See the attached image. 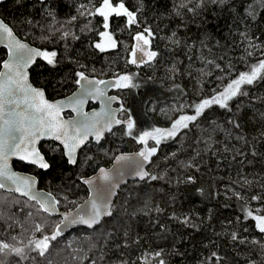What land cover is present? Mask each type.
Wrapping results in <instances>:
<instances>
[{
	"label": "trees",
	"instance_id": "trees-1",
	"mask_svg": "<svg viewBox=\"0 0 264 264\" xmlns=\"http://www.w3.org/2000/svg\"><path fill=\"white\" fill-rule=\"evenodd\" d=\"M101 2L7 0L0 5V17L22 40L57 53L55 66L41 58L32 71L35 84L52 100L77 89V72L101 80L132 75L136 87L116 92L128 110L123 117L136 121L134 136L169 129L179 116L194 115L196 104L264 60V0H227L223 5L211 0H124L136 11L138 23L128 26L125 17L110 18L108 29L117 48L103 52L95 47L105 30L103 18L87 14ZM249 5L255 9L252 16ZM145 27L154 33L151 48L158 56L138 68L129 62L133 37ZM5 53L1 50L0 65ZM241 92L247 95L229 101L231 111L213 104L174 139L162 140L149 168L158 179L123 187L112 216L101 225L58 236L45 257L26 249L28 259L13 255L7 264H158L161 259L165 264H215L207 260L214 251L222 257L220 264H264V233L246 218L248 209L264 215V79L243 85ZM124 131L107 135L100 145H87L74 166L62 147L56 154L45 149L51 167L40 184L62 211L75 209L89 196L83 178L110 166L121 152L142 150L144 145ZM61 220L0 189V240L42 238ZM37 223L43 233L35 232ZM233 232L244 242L233 241ZM71 235L75 238L69 244Z\"/></svg>",
	"mask_w": 264,
	"mask_h": 264
},
{
	"label": "snow or ice",
	"instance_id": "snow-or-ice-1",
	"mask_svg": "<svg viewBox=\"0 0 264 264\" xmlns=\"http://www.w3.org/2000/svg\"><path fill=\"white\" fill-rule=\"evenodd\" d=\"M211 2L223 5L227 3V0H211ZM80 7L85 8V5H81ZM249 9L248 15H254L255 9H252L251 5H249ZM87 14L102 17L104 29L109 28V20L112 17H125L128 26L138 23L136 11L130 10L125 5L124 0H116L115 3L113 0H102L98 7L94 6V11H90ZM81 15H84V13L81 12ZM75 19L76 17H72V20ZM68 35V32L63 33L64 37ZM99 35L103 42L95 44V47L101 52L117 47V42L111 32L103 31ZM172 35L175 36L176 33L173 32ZM153 38L154 33L150 27H145L134 35L135 45L131 51V60L129 61L131 64H149L156 60L158 52L153 51L151 48ZM0 40L7 41L6 47L9 50V59L4 61L2 65L4 71H0V189L9 186L6 182L16 185L15 191L21 192L22 195L35 200L40 205V210L49 214H54L57 211L56 205L59 204V201L52 197L50 193L46 197L39 196L33 191L35 181L31 177H23L13 172L8 163L11 157L16 156L21 161L38 165L41 169H48L50 167L49 163L45 161L44 156L41 155L40 150L36 147L41 137L51 136L59 140L66 150L67 162L75 165L77 164V149L85 145L90 136L99 144L104 139L106 132L112 133L114 126L124 125V135L130 136L141 145H144L142 150L136 155L143 158V161L151 162V158L156 155L158 151L157 146L162 140L174 139L181 129L188 128L189 122H194L203 114L205 109L213 104L231 111L229 101L238 95H247V92H241L243 85H252L257 80L264 79V60H260L258 63L251 65L250 71L240 72L238 77L231 80L223 91L196 104L194 106V115L179 116L169 129L154 128L151 131H143L134 136L133 129L136 127V121L131 115H128L126 119L116 118L117 111L126 112L128 110L124 109L123 105L118 110L111 107V102L117 100V97H106L103 101L105 105L104 109L89 116L82 111L83 99L77 98L75 101H72L69 98L70 103L68 105L65 104L64 100L50 102L45 98V93L42 89L35 88L28 82L26 69L30 63L35 62V57L40 56L49 65L55 66L56 52L30 48L15 37L13 29L3 20H0ZM176 43L178 44L179 41L177 40ZM137 53L141 54L139 60ZM209 63L212 62L209 61ZM216 67L219 68L220 66L216 65ZM75 75L78 77L75 82L80 85L82 95L93 94L86 85L93 87L96 97L105 96V91L99 88L100 84L116 88L136 87L132 82V75H122L114 84L110 85L109 82L105 81L89 80L82 71L77 72ZM81 81L85 83L82 84ZM21 104L24 106L23 109H21ZM66 106H71L73 111H76L83 119L73 121L63 120L61 118V111ZM229 122L234 123L233 121ZM234 126L236 128L240 127L238 123H234ZM238 139H243V137H238ZM149 140L154 141L155 146L148 147ZM252 154L255 155L256 153L253 152ZM87 159L90 160L91 157L89 156ZM115 159L119 164L122 161L131 160L132 157L120 155ZM143 169V162H137L135 174L141 180L145 178L150 180L158 179L157 176L151 175ZM97 179H102L105 184L97 186L95 184ZM83 183L98 188L99 194L95 199L91 200L90 212L82 209L83 214H77L76 217L71 219L68 216H64L62 224L56 225L51 235H43L42 238H29L26 243L23 239L17 241L16 236L11 237V240L16 243L0 240V264H7L6 258L13 255L19 257L21 260L28 259L29 256L26 249L29 252H36L39 257H45L51 247V242L63 234V227H66L67 224H82L92 228L100 224L104 216H112L111 196L114 189L119 186V183L113 179L111 173L101 168L99 170V177L84 179ZM235 195L238 198L240 197V193H235ZM252 199L258 200L260 197L253 196ZM98 200L100 201L99 203L97 202ZM246 218L254 220L255 227L260 233H264V215H254L253 210L248 209L246 210ZM184 222L187 223V220ZM35 232L43 233L44 227L39 223L35 224ZM231 239L233 241L239 240L240 243L244 242L235 232L231 234ZM253 243L259 244L260 242L253 241ZM116 247L119 248L120 245ZM155 255L159 257L160 253L157 252ZM31 259L36 260V257H31ZM207 260L220 264L222 257L214 251ZM48 264H51V261H48ZM119 264H128V262L127 260H121ZM158 264H165V262L161 259L158 261Z\"/></svg>",
	"mask_w": 264,
	"mask_h": 264
},
{
	"label": "water",
	"instance_id": "water-1",
	"mask_svg": "<svg viewBox=\"0 0 264 264\" xmlns=\"http://www.w3.org/2000/svg\"><path fill=\"white\" fill-rule=\"evenodd\" d=\"M7 0H0V5H2V4H4L5 2H6ZM0 20H3L1 17H0ZM4 21V20H3ZM5 22V21H4ZM6 23V22H5ZM7 24V23H6ZM9 26V25H8ZM10 27V26H9ZM13 32H14V35H15V37L18 39V40H20L22 43H25V44H27L30 48H32V49H37V50H40V51H42L41 49H38L37 47H35V46H33V45H31L29 42H27V41H24V40H22L16 33H15V31L13 30ZM6 43H7V41H5V40H0V50H2V49H5L7 52H8V56H7V59L6 60H8L9 59V50H8V48L6 47ZM140 53H137V58H138V60H139V58H140ZM42 57H40V56H37V57H35V62L34 63H30L29 65H28V67H27V69H26V71H27V75H28V82L31 84V81H30V69L37 63V61L39 60V59H41ZM5 60V61H6ZM3 65V64H2ZM131 65H134V66H137L138 68H141L144 64H139V65H137V64H131ZM0 71H4V69H3V66H2V68H1V70ZM88 77V76H87ZM89 78V80H93V81H97V80H99V79H97V78H92V77H88ZM99 81H101V80H99ZM105 82H109V85L110 84H114L115 82H113V81H111V80H107V81H105ZM81 83L82 84H84L85 82L84 81H81ZM32 85V84H31ZM33 86V85H32ZM34 87V86H33ZM86 87L90 90V91H92V95H82V89H81V87H80V85L78 84V88L71 94V95H69V96H67V97H65V98H61V99H59V100H64L65 101V104L66 105H68L69 103H70V100H69V98H71V100L72 101H75L77 98H79V99H83L84 100V103H83V105H82V111L84 112V113H87L89 116H91L93 113H97V112H101L103 109H104V107H105V105H104V103H103V101L106 99V97H111V96H109V92H110V88L112 87V86H106L105 84H100L99 85V88H101V89H103L104 91H105V96H103V97H96V95H95V92H94V89H93V87L91 86V85H86ZM45 93V92H44ZM45 98L47 99V96H46V93H45ZM58 101V100H57ZM51 102V101H50ZM55 102V101H54ZM90 102H94V103H96V104H99L100 106H99V108L98 109H96V110H92V111H87V108H88V105H89V103ZM120 103V99L117 97V100H115V101H113V102H111V107L113 108V109H115V110H118V109H120V107L119 108H116L115 107V105L116 104H119ZM23 104H21V109H23ZM68 111H71V112H73L74 113V116H73V118H69V119H67V118H65L64 117V113L65 112H68ZM120 111H117V113H116V118H118L119 119V116H120ZM61 118L63 119V120H65V121H73V120H82L83 119V117H81V116H79L78 115V113L76 112V111H73V108L71 107V106H66V107H64L63 108V110L61 111ZM121 125H116V126H114L113 127V130L114 129H116V128H118V127H120ZM107 134V132L105 133V135ZM105 137V136H104ZM91 139H94L93 137H89V139H88V141L86 142V144L85 145H83L81 148H79V149H77V152H76V158H77V162H78V157H79V154H80V152H81V150L90 142V140ZM47 140H55V141H57V142H59L60 143V145L62 146V148L64 149V146H63V144L59 141V140H56V139H54L53 137H51V136H43V137H41L40 138V140L37 142V144H36V147L38 148V144H40L42 141H47ZM103 140V139H102ZM101 140V141H102ZM100 141V142H101ZM39 149V148H38ZM65 149H64V153H65ZM138 152H132V153H122V154H119L118 156H120V155H126V156H130V157H132V159L131 160H128V161H122V162H120L119 164L117 163V161H116V159L114 160V162H113V165L110 167V168H103V169H105V170H107V171H109L110 173H111V175L113 176V179L115 180V181H117L118 183H119V186L118 187H116L115 189H114V191H113V194H112V196H111V209L113 208V206H114V203H115V201H116V199H117V197H118V195H119V192L121 191V189L123 188V187H125V186H127L130 182H136V181H140V182H143V181H145V180H147L148 178H145L144 180H141L136 174H135V167H136V164H137V162H143V165H144V171H147V172H149V168H150V162H147V161H143V158H141V157H139V156H137L136 154H137ZM42 155V154H41ZM117 156V157H118ZM65 157L67 158V156H66V154H65ZM45 158V157H44ZM15 161H21V160H19V158L18 157H16V156H13V157H11L10 159H9V165H10V167H11V170L13 171V172H15V173H17L18 175H20V176H23V177H31L34 181H35V184H34V189H33V191L35 192V193H37L39 196H42V197H46L47 196V192H45V191H42V190H39V188H38V186H39V182H38V180H37V178L36 177H34V176H31V175H28V174H23V173H20V172H17V171H15V169H14V162ZM46 161V160H45ZM22 162H26V161H22ZM28 163V162H27ZM70 165H73V164H70ZM76 165V164H75ZM38 166V165H37ZM74 166V165H73ZM39 167V166H38ZM150 173V172H149ZM92 177H99V171L96 173V174H94V175H92V176H90V177H88V178H92ZM88 178H84V179H88ZM83 179V180H84ZM83 180H82V182H83ZM6 183H8V187H5V188H2L4 191H6V192H10V193H13V194H16V195H18V196H21V197H26V198H28V199H30L28 196H25V195H22L21 194V192H17V191H15V187H16V185H13V184H11L10 182H6ZM84 184V183H83ZM95 184L97 185V186H102V185H104L105 184V182L102 180V179H97L96 181H95ZM87 188H88V190H89V196L81 203V204H79L75 209H73V210H71V211H62L60 208H59V206H58V204L56 205V209H57V211L54 213V214H49V213H47V214H49L50 216H52V217H61L62 218V221H63V217L64 216H68L69 217V219H71V218H73V217H76L77 216V214H83V212H82V209H84V210H87V211H91V200L92 199H95L96 197H97V195L99 194L98 193V188L97 187H92V186H89V185H87V184H84ZM52 197H54L53 195H51ZM55 198V197H54ZM56 199V198H55ZM31 201H33V202H36L35 200H32V199H30ZM87 202V203H86ZM98 203L100 202L99 200L97 201ZM37 203V202H36ZM112 214H113V211H112ZM111 216H104L103 218H102V220H101V223L105 220V219H108V218H110ZM62 221H61V223L60 224H62ZM101 223L100 224H97V225H95L94 227H92V228H89V227H87L86 225H82V224H67V226L66 227H63V234L62 235H60V236H65V235H69L72 231H74V230H77V229H81V228H85V229H90V230H92V229H95L96 227H98L99 225H101Z\"/></svg>",
	"mask_w": 264,
	"mask_h": 264
},
{
	"label": "flooded vegetation",
	"instance_id": "flooded-vegetation-1",
	"mask_svg": "<svg viewBox=\"0 0 264 264\" xmlns=\"http://www.w3.org/2000/svg\"><path fill=\"white\" fill-rule=\"evenodd\" d=\"M2 50H5V49H2ZM0 52H1V50H0ZM5 58H4V60L2 61V63H1V65H0V70H1V68H2V64H3V62L7 59V56H8V52L5 50ZM41 59H39L38 61H37V63L30 69V81H31V84L35 87V88H39V89H42L45 93H46V96H47V99L49 100V101H51V102H54V101H57V100H59V99H61V98H58V99H54V100H52L49 96H48V94H47V92H46V90L42 87V86H40V85H36L35 84V82H34V80H33V77H32V71L34 70V68L37 66V64H38V62L40 61ZM88 77H91V76H88ZM92 78H94V77H92ZM98 79V78H97ZM99 80H101V79H99ZM107 80H111V81H113V82H116V80H117V78H110V79H105V80H101V81H107ZM113 84V83H112ZM78 88V87H77ZM117 89H119V88H116V87H111L110 88V92H109V96H115V97H118L119 99H120V103L119 104H116L115 105V107L116 108H119V107H121V105H123V103H122V98H121V96H120V94H118L116 91H117ZM74 92V91H73ZM72 92V93H73ZM71 93V94H72ZM71 94H69V95H71ZM69 95H67V96H69ZM67 96H65V97H67ZM65 97H63V98H65ZM99 104H96V103H94V102H90L89 103V105H88V108H87V111L89 112V111H92V110H96V109H98L99 108ZM124 107V106H123ZM73 116H74V113L73 112H71V111H68V112H65L64 113V117L65 118H67V119H69V118H73ZM119 119H125L124 117H123V112H121L120 113V116H119ZM123 128H125V126L124 125H121L120 127H118V128H116V129H114L113 131H112V133H115V132H119L121 129H123ZM109 134H111V133H107L106 135H105V137H104V139L99 143V144H97L96 142H95V140L94 139H91L90 140V142L87 144V145H90L91 143H93V144H95V145H100V144H102V142L105 140V138L107 137V135H109ZM86 145V146H87ZM85 146V147H86ZM58 147H62L61 145H60V143L59 142H57V141H55V140H47V141H42L40 144H38V148H39V150H40V153L45 157V160H46V162L47 163H49V165H50V160H49V158H48V155L49 154H46L45 153V149L46 150H48V151H50L51 152V154H56L57 152H58ZM84 147V148H85ZM83 148V149H84ZM63 149V148H62ZM82 149V150H83ZM81 150V151H82ZM63 151H64V149H63ZM133 152H139V151H133ZM122 153H132L131 151L130 152H121V153H119V154H122ZM65 154V153H64ZM118 154V155H119ZM80 155V154H79ZM117 155V156H118ZM116 156V157H117ZM115 157V158H116ZM115 158L113 159V161H112V163H111V165L110 166H108V167H102V168H110L112 165H113V162H114V160H115ZM50 167H51V165H50ZM50 167L48 168V169H41L40 167H38L37 165H34V164H30V163H27V162H22V161H15L14 162V169H15V171H17V172H20V173H23V174H28V175H31V176H34V177H36L37 178V180H38V182H39V186H38V188H39V190H42V191H45V192H47V193H50L49 191H47V190H45V189H43L42 187H41V184H40V176L42 175V173L43 172H47L49 169H50ZM101 169V168H100ZM99 169V170H100ZM99 170H97L95 173H93L92 175H94V174H96ZM92 175H90V176H92ZM90 176H88V177H90ZM88 177H85V178H88ZM84 179V178H83ZM82 179V180H83ZM83 183V182H82ZM131 183V182H130ZM84 185V184H83ZM85 186V185H84ZM86 187V186H85ZM87 188V187H86ZM3 190V189H2ZM87 190H88V188H87ZM4 191V190H3ZM6 192V191H5ZM88 192H89V190H88ZM7 193H10V192H7ZM10 194H13V193H10ZM51 194V193H50ZM14 195H16V194H14ZM52 195V194H51ZM18 196V195H17ZM19 197H21V196H19ZM22 198H25V199H27V200H29V201H31L30 199H28V198H26V197H22ZM31 202H33V201H31ZM34 203H36V202H34ZM36 204H38V203H36ZM39 205V204H38ZM40 206V205H39ZM62 219V218H61ZM62 221V220H61Z\"/></svg>",
	"mask_w": 264,
	"mask_h": 264
},
{
	"label": "rangeland",
	"instance_id": "rangeland-1",
	"mask_svg": "<svg viewBox=\"0 0 264 264\" xmlns=\"http://www.w3.org/2000/svg\"><path fill=\"white\" fill-rule=\"evenodd\" d=\"M104 31H109V29H105ZM110 32V31H109ZM114 37V36H113ZM115 39V38H114ZM116 40V39H115ZM103 41H102V38L100 39V41L99 42H97V43H102ZM117 47H115V48H109L107 51H109V50H114V49H116ZM75 238V235H71V237L69 238V244H71L72 243V240Z\"/></svg>",
	"mask_w": 264,
	"mask_h": 264
}]
</instances>
